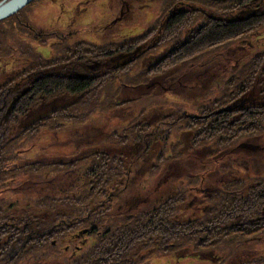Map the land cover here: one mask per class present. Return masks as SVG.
<instances>
[{
	"label": "trees",
	"instance_id": "trees-1",
	"mask_svg": "<svg viewBox=\"0 0 264 264\" xmlns=\"http://www.w3.org/2000/svg\"><path fill=\"white\" fill-rule=\"evenodd\" d=\"M35 1L37 0L29 5ZM122 1L120 13L113 20H122L129 11L133 18L134 13L130 7L134 3ZM172 1L174 2H171L168 13L159 26L153 22L145 32L116 43L99 45L79 41L74 46L67 47L69 36L56 30L34 34L40 40V46H48L50 40L57 39L59 44L56 49L60 54L57 59L47 60L40 59L44 58L40 53V58L35 56L37 53L32 50V61L27 72L16 75L0 88V185L7 179L8 172L5 173L4 168L8 148L5 145L9 142L12 127L20 126L15 134L21 139L24 137V142L34 141L39 139L45 128L57 132L82 119V115L75 114H82L89 107V113L100 111L102 106L98 104V100H105L101 98L104 94L106 101L111 103L107 106L120 109L143 100L155 101L156 96L145 93L148 90L164 92L165 95L179 91L180 95L183 93L180 90L182 84L184 88L181 80L187 76L196 79L198 85L209 83L211 87L226 90L219 98H211L207 103L195 105L197 113H186L183 104L176 106L179 111L176 123L181 122L179 131L192 134L187 149H212L208 170L211 167L214 172L220 168L227 171L231 167L247 170L249 167L255 177L259 173L262 174L257 177L264 175V50L245 62L248 57L244 56L243 60L237 54L240 52L238 49L244 47L235 43L236 38L243 37V44L248 37L264 27V0H199L205 4L202 7H215L221 15L219 18L199 10L189 16L186 6H182L187 5L186 0H181V3L179 0ZM136 11H140V8ZM239 15L244 16L237 17ZM199 17L203 18V22L196 24ZM192 22H196V25L188 28ZM185 29L190 30L185 39L182 36L174 38L172 46L164 55L156 59L150 58L151 63L144 66L140 73L142 80L133 83L130 81L131 71L126 68L132 62L147 59L154 50L161 48L169 35L172 38L179 32L181 35ZM234 44L237 45L234 46L236 52L232 48ZM25 55L27 56L24 53ZM118 56L129 58L112 66L90 63L107 62ZM186 69L189 71L184 75ZM117 81L122 85L116 87ZM139 88L143 90L142 94L128 97ZM66 94L73 97V100L49 109L28 124H22L21 121L30 111L39 107L45 99ZM92 101L95 103H90ZM89 113L84 115L87 117ZM185 113L193 117H186ZM132 115H138V112L135 110ZM140 119L141 117L138 122ZM135 124L136 121L129 128L135 130V139L145 145L146 137L142 136L145 135L144 127L147 123L140 122L134 126ZM88 129L90 130L85 131L81 140L74 138L71 143L74 151H78L79 142L88 145L85 147L92 154L87 160L86 157H81L67 163L53 164L34 161L24 165V169L13 171L16 174L23 171L29 177L27 181L35 179L39 182L34 190L37 197L33 201L39 209L48 212L69 203L83 206L93 199L103 197L107 184L124 175L121 157L102 151L101 144L108 140L110 133L107 134L101 124ZM127 142V137L119 138L118 145H126ZM180 148L179 142L177 148H173V153L182 156L184 153ZM245 154L251 157L244 158ZM13 157L16 158L15 155ZM175 158L159 154L157 161L161 165L164 161ZM248 159L255 162L250 163ZM85 160L90 162L85 168L86 172L83 171L82 174L84 183L80 193L85 194L76 191L69 196V192H65V182L60 185L58 178L48 182L47 175L53 172H72L75 170L72 167H81ZM92 163L94 166L90 167ZM191 170L197 171L195 177L200 175L201 178L208 171L199 166L192 167L189 171ZM62 176L65 178V174ZM201 178L198 181L202 191H205L208 181ZM229 181L231 183H227L221 192L213 193L207 198L210 199L211 206L200 219L181 224L172 220L179 205L186 201L185 192H179L151 210L116 219L105 228L94 246L81 254L67 257L65 263L53 264H139L138 261L135 263L129 260V251L141 242L145 243L144 247H156L154 258L174 255L179 259L192 257L216 261L221 257L219 254H222L225 259L220 260V264H228L225 261L233 254V249L264 234V179L256 183V188L247 186L241 179L231 178ZM42 187L46 188L43 190ZM82 215L80 222L86 227L91 226L92 218L98 219L99 216ZM56 218L51 226H45L46 221L38 216L5 217L3 207L0 206V264H16L31 255L41 257L40 253L46 249H50L48 254L58 256L61 250H58V254L54 253L57 246L52 238L60 240L72 235L75 227L81 223L66 220L62 215H57ZM96 231L97 227H90L91 234H99ZM45 257L48 258V255Z\"/></svg>",
	"mask_w": 264,
	"mask_h": 264
},
{
	"label": "rangeland",
	"instance_id": "rangeland-1",
	"mask_svg": "<svg viewBox=\"0 0 264 264\" xmlns=\"http://www.w3.org/2000/svg\"><path fill=\"white\" fill-rule=\"evenodd\" d=\"M179 1L181 3V0ZM188 1L186 0L187 5L182 4V6L187 8L188 5H191L196 10L202 11V13L207 12L216 17L221 16L215 7L204 6V8L202 6L205 4L193 2L199 0ZM128 2L134 3L130 7L134 13L133 18L131 11H129L122 20L118 21L113 19L117 18L120 13L123 5L122 0H37L28 7L23 8L15 16L13 15V17L0 21V88H3L16 75L27 72V68L30 67L29 65L32 61V50L37 53V55H34L38 58H40L38 56L39 53L44 57L40 59L52 60L56 57L58 58L60 53L56 49L59 44L57 39L53 38L50 40L51 42H49L48 46H40V40L36 38L35 33L54 30L61 32L69 36L67 47H72L79 41L81 43L94 42L99 45L107 42L116 43L132 39L145 32L153 22L159 26L174 1L128 0ZM138 8H140V11H136ZM242 16L244 15L237 17ZM202 19L199 17L197 23L192 22L188 28L190 26L193 27L192 25L195 23L203 22ZM221 19L224 20L223 18ZM189 32V29H185L181 32V35L179 32L173 38L169 35L166 39L167 41L162 43L161 48L154 50V53H151L147 59L142 62L140 60L132 62L133 64L126 68V70L129 68L131 71L129 75L130 81L133 83L134 81L142 80L140 73L145 68L144 66L151 63L152 60L149 61L150 58L156 59L158 56L164 55L175 39L180 36L185 39ZM254 34L248 37L243 44V37L235 39L236 44H241L244 47L243 49L239 48L240 52L237 54L243 60L244 56H247L248 58L244 60L245 62H248L256 53L264 50V27ZM236 44L232 47L234 52H236L234 47L237 46ZM35 47H37V52ZM27 50L28 52H25ZM24 53L27 56H24ZM128 58L129 56H118L111 61H101L99 63L90 61V63L99 64V66H112ZM188 71L186 69L183 72L185 73L184 75ZM182 82L184 83V88L182 84L180 89L183 92L181 93L182 96L181 94L178 95L179 91L165 95L164 92L148 90L145 93L156 96L154 98L156 99L155 101L143 100L137 102L138 104L127 105L120 109L107 106L110 102L106 101V96L103 92L104 96L101 98L105 100H98V104L102 106L100 111L89 113L91 110V107H89L82 114H75L76 116L82 115V119L80 118V120L70 123L63 130L59 129L57 132L45 128L38 137L39 139L34 141L25 140L24 142V137L21 139L16 136L17 134L15 133L20 129V126L17 127V125L11 128V135L8 138L9 142L5 145L8 151L5 155L6 168H4V172H8V174L7 179L0 185V206L3 207L5 217L38 216L46 221L45 226H51L57 220V215L64 216L66 220L78 221V223H81L80 217L83 216L82 214H86L87 217L99 215L98 219L92 218L91 220V226L97 227L96 232L99 234H91L89 232L91 226L86 227L85 224L81 223L75 227L72 235L60 240H57L56 237L52 238L55 242L54 245L57 246V251L54 253L58 254V250H61L58 256L48 254L50 249H46L40 253L41 257L31 255L21 259L16 264L65 263L67 257L76 253L81 254L82 251L92 245L94 246L105 228L109 227L116 219L151 210L179 192H185L186 201L179 205L172 220L181 224L202 218L205 211L211 206L210 199L207 198L213 193L221 192L227 183H231L229 181L231 178L241 179L247 186L257 187L255 186L256 183L264 179V175L257 177L262 173L257 174L255 177L249 167L247 170L231 167L227 171H224L225 168H220L219 171L214 172L213 167L208 170L212 149L207 148L204 151L187 149L192 134L179 131L181 122L176 123L177 113H179L176 106L183 104L182 107L186 109V113H197L195 105L207 103L211 98H219L226 93V90L223 88L219 89L216 86L211 87L209 83L198 85L196 79H191L189 76L182 79ZM121 85L120 81L115 84L116 87ZM175 90L173 89V91ZM142 93L143 90L139 88L136 93H131L132 95L128 97H134L136 94L140 95ZM157 93L160 95H157ZM260 94L263 95V93ZM262 98L264 101V96ZM159 99L160 102H158ZM70 100H73V97L67 94L53 99H45L39 107L32 109L21 122L24 125L28 124L30 121L44 115L49 109ZM90 103L95 102L92 101ZM251 103H254V101H251ZM143 108L147 110L143 111ZM135 110L138 115H132ZM85 113H89V115L86 117ZM140 117V122H146L148 125L147 129V125L144 127L145 135L142 136L143 138L146 137L145 145L135 139L133 135L135 130L129 128L130 124L135 121L136 124L134 126H137V123H140L138 122ZM143 117L144 119H142ZM96 124H101L103 130L107 134L110 133L108 140L101 144L102 151L112 156L119 155L121 157L124 162V175L107 184L103 197L93 199L83 206L80 204L75 206L69 203L64 204V207H58L57 210L48 212L39 209L33 203L35 197H37L34 194V190L38 187L39 182H36L35 179L27 181L29 177L23 171L20 174H16L13 171L17 172L20 168L24 169V165L34 161L53 164L67 163L81 157H86L85 159L87 160L90 157L89 155L92 154L89 148L85 147L88 145L79 142L78 151H74L71 143L74 138L81 140L85 131L90 130L88 128L96 126ZM124 137H127V144L118 145L119 138ZM179 142L181 143L180 150L184 153L182 156L173 153V148H177ZM159 154L168 155L170 159L176 156L179 157L168 162L164 161L165 163L159 165L160 163L157 161ZM246 157L249 158L251 156L245 154L244 158ZM255 157L257 158V156ZM121 159L119 158L120 161ZM248 161L250 163L255 162V160L250 161L249 159ZM82 163L81 167H72L75 169L72 172H53V174L47 175L48 182L58 178L60 185L65 182V192H69V196L76 191L79 194H85L80 193L84 183L82 174L90 162ZM93 166L94 163L90 167ZM195 166L208 170L207 174L202 176L206 182L208 181L207 185H205L207 186L205 191H202L198 181L201 176L195 177L197 171H189ZM63 174H65V178L62 176ZM196 180L197 182H195ZM219 181L222 182L220 183ZM45 188L42 187L43 190ZM58 191L63 193L62 189ZM55 192L58 193L57 190ZM244 192H247V188L244 189ZM144 246V242L135 244L129 251L131 254L129 260L135 263L139 262V264H145L146 261H148L146 264H220L225 259L222 254H219L221 257H218L219 260L216 261H204L192 257L179 259L174 255L154 258L156 247ZM233 251V254L225 261L228 264H264V234L241 243ZM46 255H48V258L45 257Z\"/></svg>",
	"mask_w": 264,
	"mask_h": 264
},
{
	"label": "water",
	"instance_id": "water-1",
	"mask_svg": "<svg viewBox=\"0 0 264 264\" xmlns=\"http://www.w3.org/2000/svg\"><path fill=\"white\" fill-rule=\"evenodd\" d=\"M5 1V0H4ZM2 1V2H4ZM34 0H10L5 5L0 7V21H3L18 12H20L25 6L29 5ZM0 2V4L2 3ZM186 117H193L190 114H186Z\"/></svg>",
	"mask_w": 264,
	"mask_h": 264
},
{
	"label": "bare ground",
	"instance_id": "bare-ground-1",
	"mask_svg": "<svg viewBox=\"0 0 264 264\" xmlns=\"http://www.w3.org/2000/svg\"><path fill=\"white\" fill-rule=\"evenodd\" d=\"M7 1H10V0H5L4 2H2V3L0 4V7L3 6V5H5L6 3H8ZM193 2H197V4H198V3H201L200 1H193ZM193 6H195V5L193 4ZM174 8H175V7H174ZM187 12H188V14H189V16H190V15H192L193 13L196 12V8L192 7L191 5H190V6L188 5V7H187ZM220 112H221V111H220Z\"/></svg>",
	"mask_w": 264,
	"mask_h": 264
},
{
	"label": "flooded vegetation",
	"instance_id": "flooded-vegetation-1",
	"mask_svg": "<svg viewBox=\"0 0 264 264\" xmlns=\"http://www.w3.org/2000/svg\"><path fill=\"white\" fill-rule=\"evenodd\" d=\"M6 97H4V100H5Z\"/></svg>",
	"mask_w": 264,
	"mask_h": 264
}]
</instances>
